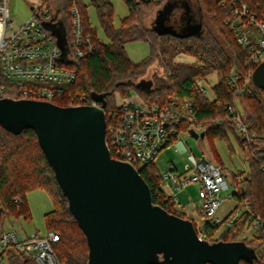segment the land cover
<instances>
[{"label":"trees","instance_id":"1","mask_svg":"<svg viewBox=\"0 0 264 264\" xmlns=\"http://www.w3.org/2000/svg\"><path fill=\"white\" fill-rule=\"evenodd\" d=\"M60 1L65 13L72 5H77L84 32L92 38L95 47L87 57L71 63L77 78L68 87L67 93L86 94L90 100L93 92L104 93L108 125L110 113L116 108L117 93L123 98L138 93L146 102L160 105L171 104L170 99L189 101L196 111L198 122L206 129L205 138L215 159L217 151L214 139L228 138L229 131L236 136L249 162V170L234 175L233 179L238 181L240 187L239 193L234 195L235 200L240 205L249 201L251 209L264 219V89L256 86L252 79L245 82V73L250 71L252 75L258 64L247 63L249 50L238 42L236 31L232 28V22L236 19L235 10L243 4L250 13L264 20V0H197L201 14L208 15L215 32L209 27H202L200 34L186 37L159 35L144 23L148 15L168 0H126L129 14L121 19L118 27L114 24L115 8L111 0H88L89 4L84 0ZM90 5L97 11L107 41L98 37L97 30L90 23L87 12ZM180 9L183 11L185 8ZM180 13L176 16L178 22ZM66 27L70 32L68 17ZM128 41L148 43L150 54L141 61L132 60L125 49ZM180 53L192 56L194 61H178ZM157 60L166 78L160 81L153 79L151 90L139 88L136 83ZM233 70L241 75L239 83L244 90L240 94L227 81ZM212 74L217 76L218 81L212 86L214 97L208 98L200 92L198 83ZM57 104L68 105L67 97L58 99ZM237 114L242 115L247 123L250 135L254 134L249 139L248 149L244 148L247 139L236 130L234 117ZM139 172L148 183L155 203L170 213L186 218L175 199L164 190L163 174L159 173L155 160L140 167ZM34 189L46 191L54 202V208L45 214V219L47 231L53 230L59 235V240L54 244L59 260L63 264H87L89 248L85 233L68 208V200L62 194L54 171L38 144L36 132L25 128L21 133L14 134L0 125L1 217L22 216L30 219L26 194ZM195 227L199 232L196 224ZM221 227L205 223L201 228L203 237L210 241L241 240L244 219L222 232ZM245 241L259 250L264 242V231L257 238ZM9 264L36 263L12 252Z\"/></svg>","mask_w":264,"mask_h":264},{"label":"built area","instance_id":"2","mask_svg":"<svg viewBox=\"0 0 264 264\" xmlns=\"http://www.w3.org/2000/svg\"><path fill=\"white\" fill-rule=\"evenodd\" d=\"M235 14L232 28L236 31L238 42L249 50L247 63L259 64L264 61V20L250 13L245 4L237 8ZM67 17L70 32L66 27ZM54 32L64 38L63 47ZM94 48L92 38L84 32L82 15L77 5H72L65 13L63 8L52 10L48 2L40 1L29 19L16 24L10 19L7 0L0 1V98H26L57 104L58 99L67 97L68 105H100L93 98L90 100L86 94L67 93L68 87L77 78V72L71 67V63L87 57ZM251 76L250 71L245 73V82ZM240 78L241 75L236 70L227 77L237 94L244 90V86L239 83ZM198 84L200 92L211 98L209 89L212 90V85L209 80L200 79ZM170 101L169 105H160L148 103L136 95L117 97L116 108L110 113V122L107 124V142L111 155L130 162L139 170L152 163L181 133L191 134V129L197 132L198 128L205 132V127L198 122L196 111L189 101ZM234 121L237 132L247 139L244 148L248 149L249 139L254 134L250 135L242 115H235ZM177 146L182 151L187 150L181 141ZM189 162L190 168L181 175L175 172L172 164L163 174V179L168 180L169 189H183L196 183L202 187L204 201L200 208L203 219L201 228L208 222L228 229L234 227L235 222L244 219L240 239L250 241L260 236L264 231V219L251 209L249 201L241 205L236 201L231 211L223 217L218 216L224 202L221 193L229 188L222 164L211 157L198 159L193 154L189 155ZM234 184L231 194L233 199L240 191L238 181ZM167 194L176 201L171 193ZM1 214L2 208L0 264H9L12 252L29 258L36 264H63L54 250V244L59 240L55 231L21 237L15 229L5 227L9 217L2 218ZM198 233L204 238L202 231ZM245 233H250L247 238ZM257 255V260H241L240 264H264V242L257 249Z\"/></svg>","mask_w":264,"mask_h":264},{"label":"water","instance_id":"3","mask_svg":"<svg viewBox=\"0 0 264 264\" xmlns=\"http://www.w3.org/2000/svg\"><path fill=\"white\" fill-rule=\"evenodd\" d=\"M180 7V19L171 21ZM187 0H168L156 11L152 28L179 37L200 34L202 21ZM61 47L64 38L54 32ZM264 89V61L252 73ZM136 85L153 87L152 79ZM100 105H59L26 98H0V125L19 134L36 132L68 208L85 233L87 264H240L258 259L257 247L245 240L201 238L190 218L155 203L150 187L130 162L111 155L107 142V99L92 93ZM195 138L199 134L191 129Z\"/></svg>","mask_w":264,"mask_h":264},{"label":"rangeland","instance_id":"4","mask_svg":"<svg viewBox=\"0 0 264 264\" xmlns=\"http://www.w3.org/2000/svg\"><path fill=\"white\" fill-rule=\"evenodd\" d=\"M187 1L193 8L192 13L194 12L199 20L202 21L203 28L209 27L215 32V28L210 22L208 15L201 14L198 8L197 0ZM38 2L39 1L37 0H7L10 19L16 24L29 19L33 15L34 9L38 6ZM84 2L89 4L88 0H84ZM111 2L114 4L115 8L114 24L116 27H118L120 25L121 19L129 14V8L127 6L126 0H111ZM157 9L145 18L144 23L147 27H152V22L155 19ZM87 12L91 25L97 30L98 37L103 41H107L105 32L100 25L95 7L93 5L88 6ZM179 12H182V9H177V14ZM125 49L127 55L134 61H141L145 59L151 51L150 45L144 41H128L125 45ZM177 60L183 62H193L194 58L190 55L180 53L177 56ZM237 65L239 66V64ZM241 70H243V68H241ZM142 78L152 80L154 79L156 81L166 78V73L159 60L154 62L148 68ZM207 79L212 86L218 81V78L215 74L208 76ZM251 79L252 78H249V81ZM208 87L210 88L209 85ZM209 93L211 94L210 97L213 98L214 95L211 89H209ZM132 95L140 97L138 93H133ZM115 97L117 101V97L120 98L122 96L120 93H117ZM197 133L199 134L198 138L193 137L187 132L181 133L175 141H172L159 153L155 159V165L159 173L165 174V172L170 169L172 164L175 167V172L177 174L181 175L187 172L188 168L191 166L189 162L190 154H193L198 159H206L211 157V149L207 139L205 138L204 130L198 128ZM180 141L186 146V151H182L177 146ZM213 142L217 151V158L215 160L224 167V172L229 183V188L221 193L222 198H224V202L219 209L218 216L223 217L227 212L233 209L236 204V200L231 198V194L235 188V181L233 179L234 175L238 174L239 171L247 172L249 170V162L245 158L244 150L240 146L236 136L231 131L228 132V138H216ZM162 185L164 189H166L167 193H171L176 198L178 208L185 212L186 218L192 217L196 226L201 231L203 219L199 211L204 200V192L202 187L196 183L191 184L183 189H178L176 187L169 189L167 187V179H163ZM26 198L31 212L30 219L27 220L22 216H10L5 222V227L15 229L21 237L31 236L35 233L45 234L48 230L45 214L54 208V202L51 196L42 189H34L27 192ZM234 214L235 212L232 215ZM223 230L224 228L221 227V232ZM245 234V238H247L250 233Z\"/></svg>","mask_w":264,"mask_h":264},{"label":"crops","instance_id":"5","mask_svg":"<svg viewBox=\"0 0 264 264\" xmlns=\"http://www.w3.org/2000/svg\"><path fill=\"white\" fill-rule=\"evenodd\" d=\"M29 1H31V0H29ZM37 1H46V0H37ZM38 2V3H39ZM46 2H48L49 3V5H50V7L52 8V10H55V9H59V8H62V3H61V1L60 0H49V1H46ZM62 14V13H61ZM212 153V152H211ZM211 158H214L215 159V157L213 156V154H211ZM204 201V200H203ZM203 203V202H202ZM178 206V205H177ZM232 210V209H231ZM230 210V211H231ZM200 212V211H199ZM228 213V212H227ZM226 213V214H227ZM225 214V215H226ZM200 215H201V213H200ZM224 215V216H225ZM202 217V216H201Z\"/></svg>","mask_w":264,"mask_h":264},{"label":"flooded vegetation","instance_id":"6","mask_svg":"<svg viewBox=\"0 0 264 264\" xmlns=\"http://www.w3.org/2000/svg\"><path fill=\"white\" fill-rule=\"evenodd\" d=\"M176 16H177V9L174 11V13L171 16V21L174 22L176 20Z\"/></svg>","mask_w":264,"mask_h":264}]
</instances>
